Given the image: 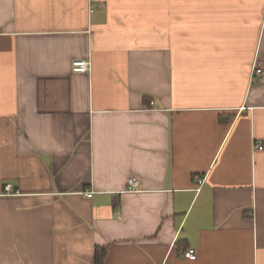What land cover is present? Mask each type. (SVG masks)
<instances>
[{
  "label": "crops",
  "instance_id": "obj_1",
  "mask_svg": "<svg viewBox=\"0 0 264 264\" xmlns=\"http://www.w3.org/2000/svg\"><path fill=\"white\" fill-rule=\"evenodd\" d=\"M95 246L264 264V0H0V264Z\"/></svg>",
  "mask_w": 264,
  "mask_h": 264
},
{
  "label": "built area",
  "instance_id": "obj_2",
  "mask_svg": "<svg viewBox=\"0 0 264 264\" xmlns=\"http://www.w3.org/2000/svg\"><path fill=\"white\" fill-rule=\"evenodd\" d=\"M89 67H90V64L88 61H85V60H76V61H73V65H72V68L74 71H87L89 70ZM254 72H259L258 70H255L253 69ZM150 104H153V102L151 101ZM254 147L256 149H262L263 148V145L260 144V143H257L254 145ZM128 190L129 191H137V181L134 179V178H130L128 180ZM88 195H90V193H88ZM183 254L186 258L190 259V260H193L196 255H195V249L193 247H186L184 248L183 250Z\"/></svg>",
  "mask_w": 264,
  "mask_h": 264
},
{
  "label": "trees",
  "instance_id": "obj_3",
  "mask_svg": "<svg viewBox=\"0 0 264 264\" xmlns=\"http://www.w3.org/2000/svg\"><path fill=\"white\" fill-rule=\"evenodd\" d=\"M105 253H106L105 247L95 246L94 261L96 264H99L103 260Z\"/></svg>",
  "mask_w": 264,
  "mask_h": 264
}]
</instances>
